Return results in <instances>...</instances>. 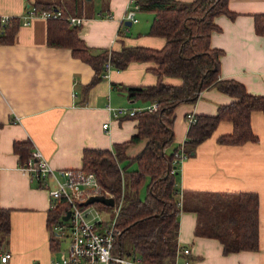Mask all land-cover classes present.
I'll use <instances>...</instances> for the list:
<instances>
[{
	"label": "crops",
	"instance_id": "1",
	"mask_svg": "<svg viewBox=\"0 0 264 264\" xmlns=\"http://www.w3.org/2000/svg\"><path fill=\"white\" fill-rule=\"evenodd\" d=\"M34 1L0 0V17L21 19ZM41 1L81 17L77 33L92 52L118 51L123 46L161 49L165 44L163 36L148 33L152 13L137 9V21L125 23V12L133 6L129 0H86L82 14L71 8L74 0ZM228 8L235 15H216L217 29L210 35L211 46L221 51L219 77L236 79L248 92L264 94V35L256 34L253 27V14L264 13V0H229ZM156 68L153 61H131L123 69L109 67L86 89L92 67L74 56L69 47L49 45L47 19L41 16L19 25L11 42H0V206L10 210V232L0 255L11 253L6 262L0 259V264H55L61 250L50 248L47 227L49 189L56 187V179L47 177L45 185H40L39 179L23 168L27 161L20 162L13 151L14 141L29 140L31 151L39 149L56 178L62 180L58 170L81 167L84 148L112 149L114 143L137 132L136 118L114 116L106 106L138 109L150 105L144 98L130 100L122 86L155 84ZM162 80L181 83L177 76L164 75ZM233 99L212 87L202 90L195 101L177 105L173 142L168 148L173 151L182 146L185 151L188 112L214 114L219 104ZM250 122L258 140L231 145L216 141L219 135L232 131V123L221 120L183 160L177 186L182 197L188 191L256 193L258 248L224 253L219 239L195 233L197 215L183 208L178 214L177 241L189 247L190 253L181 256L189 259V264H264V114L253 110ZM145 141L128 146L127 155L137 153Z\"/></svg>",
	"mask_w": 264,
	"mask_h": 264
},
{
	"label": "trees",
	"instance_id": "2",
	"mask_svg": "<svg viewBox=\"0 0 264 264\" xmlns=\"http://www.w3.org/2000/svg\"><path fill=\"white\" fill-rule=\"evenodd\" d=\"M86 0H74L71 8L79 14L85 10ZM141 11L153 14L148 33L163 36L166 41L161 49L142 46H123L118 51L100 49L92 52L79 37V25H72L60 5L35 0L31 7L37 10L59 8L62 16L47 19V43L69 47L71 53L87 62L93 69L91 79L84 88L99 81L108 67L125 68L131 61H153L157 82L153 85L122 86L130 100L144 98L156 107L120 117L136 118L137 132L123 142L114 143L112 149L84 148L82 165L78 169L94 172L100 193L109 192L114 205L121 206L115 217L116 233L112 252L125 256L139 255L145 264H173L178 246V214L186 208L196 213L195 233L216 237L223 245V252L256 250L258 248V196L254 192L218 194L215 192L188 191L178 205L177 186L179 169L171 172L174 152L167 150L173 142L174 108L183 102H193L207 88L233 96L228 103L219 104L214 114H194L188 124L184 140L185 153L208 138L221 120L232 123V131L221 134L216 141L221 144L239 145L257 141L251 129L250 114L260 110L264 114V94L250 93L233 78H220V49L210 44L211 32L217 29L214 17L235 13L228 8L229 0H134ZM19 16L0 17V42H11L21 25ZM256 34L264 35V13L253 14ZM164 75L177 76L181 83H164ZM146 139L144 146L129 156L126 149L131 144ZM13 151L20 162L31 154L29 140L14 141ZM26 163V162H25ZM39 179L40 185H45ZM144 187L143 197L139 191ZM47 213L50 231V248L61 247L54 237L53 225L61 222L69 206L59 197ZM93 204L105 205L100 202ZM84 208V205H79ZM10 210L0 206V248L8 241Z\"/></svg>",
	"mask_w": 264,
	"mask_h": 264
},
{
	"label": "built area",
	"instance_id": "3",
	"mask_svg": "<svg viewBox=\"0 0 264 264\" xmlns=\"http://www.w3.org/2000/svg\"><path fill=\"white\" fill-rule=\"evenodd\" d=\"M133 5L125 12L124 19L131 22L137 21L136 11L138 5L134 0H129ZM34 16H41L45 19L58 18L62 16V10L59 8L49 10H37L34 7H28L26 13L21 18V23L27 25ZM68 22L77 25L81 22V17L74 15H66ZM2 20L6 21L9 16H1ZM108 67V63L106 64ZM156 107V103L152 102L147 109L152 110ZM106 108L113 113L114 116L133 115L135 112L144 108H134L127 106H111L107 104ZM195 120V115L192 112L186 114L187 123ZM108 121L103 123L107 126ZM186 153L183 147H179L174 152L173 166L171 172L177 171L179 166L186 158ZM28 169L37 179H45L54 177L56 179V187L49 189L51 196V207L55 206V200L62 197L68 203L70 214L67 220H62L53 225L52 229L57 237L62 240L68 239L67 247L60 250V258L55 264H145L139 255L125 256L114 254L112 252L113 241L118 229L115 227V217L120 209L121 202L114 205L115 216L112 221L106 222L100 220L92 221L87 218L84 208H81L79 203L91 194H103L111 196L107 191L100 193V185L94 172L84 171L82 169H59L58 174L62 180H58L53 172V169L43 157L41 151L37 148L31 151L27 159L26 165L23 167ZM178 205L182 204V194L179 191ZM112 197V196H111ZM94 214L98 215L99 211L94 210ZM190 249L187 246L178 244L173 264H189V259L181 258L182 255L187 256ZM11 253L4 251L0 255L2 262H6Z\"/></svg>",
	"mask_w": 264,
	"mask_h": 264
},
{
	"label": "rangeland",
	"instance_id": "4",
	"mask_svg": "<svg viewBox=\"0 0 264 264\" xmlns=\"http://www.w3.org/2000/svg\"><path fill=\"white\" fill-rule=\"evenodd\" d=\"M170 148H168L167 150L169 151ZM144 192H145V188H141L139 191L140 197H143ZM95 209L99 211L98 215L93 213V212H95L94 211ZM84 212L86 213L87 218L92 220V221L101 219L102 221L110 222L113 220V218L115 216V209H114L113 205H99V204L91 203L86 208H84ZM67 243H68V239L62 240L61 241V249L66 248Z\"/></svg>",
	"mask_w": 264,
	"mask_h": 264
},
{
	"label": "water",
	"instance_id": "5",
	"mask_svg": "<svg viewBox=\"0 0 264 264\" xmlns=\"http://www.w3.org/2000/svg\"><path fill=\"white\" fill-rule=\"evenodd\" d=\"M131 23V21H125V23ZM93 202H100L105 205H113L114 204V198L111 196H105L103 194H91L88 195L85 199H83L79 204L80 205H88ZM70 214V210H67L66 213L63 215L62 219L67 220Z\"/></svg>",
	"mask_w": 264,
	"mask_h": 264
}]
</instances>
